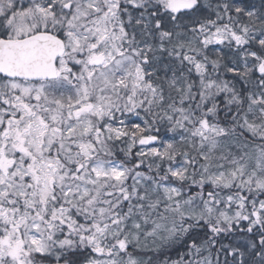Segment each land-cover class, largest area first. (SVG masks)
Segmentation results:
<instances>
[{
    "label": "snow or ice",
    "instance_id": "snow-or-ice-1",
    "mask_svg": "<svg viewBox=\"0 0 264 264\" xmlns=\"http://www.w3.org/2000/svg\"><path fill=\"white\" fill-rule=\"evenodd\" d=\"M0 264H264V0H0Z\"/></svg>",
    "mask_w": 264,
    "mask_h": 264
},
{
    "label": "trees",
    "instance_id": "trees-1",
    "mask_svg": "<svg viewBox=\"0 0 264 264\" xmlns=\"http://www.w3.org/2000/svg\"><path fill=\"white\" fill-rule=\"evenodd\" d=\"M252 2H258V0H252ZM130 120L133 121V122H135V123H138L139 122V120H137L136 117H132V118H130ZM74 259H78V257H74Z\"/></svg>",
    "mask_w": 264,
    "mask_h": 264
},
{
    "label": "rangeland",
    "instance_id": "rangeland-1",
    "mask_svg": "<svg viewBox=\"0 0 264 264\" xmlns=\"http://www.w3.org/2000/svg\"><path fill=\"white\" fill-rule=\"evenodd\" d=\"M131 118H132V117H131ZM130 122H133V121L130 120ZM134 123H135V122H134ZM121 146H122V145H121Z\"/></svg>",
    "mask_w": 264,
    "mask_h": 264
}]
</instances>
